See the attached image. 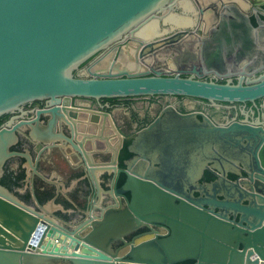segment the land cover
Segmentation results:
<instances>
[{
  "label": "water",
  "instance_id": "1",
  "mask_svg": "<svg viewBox=\"0 0 264 264\" xmlns=\"http://www.w3.org/2000/svg\"><path fill=\"white\" fill-rule=\"evenodd\" d=\"M194 1L196 7L192 0H0V117L24 116V106L46 100L51 108L39 114L53 118L43 128L39 118L38 126L30 123L31 141L42 151L66 141L69 155L91 166L85 140L61 138L56 125L82 120L101 133L109 124L101 112L73 105L74 98L263 99L264 108V74L257 76L264 70V7L253 0ZM183 2L195 9L192 24L173 25L168 18L188 15ZM152 24L156 32L144 35ZM113 45L118 51L111 62L100 58L86 70ZM164 112L135 136L130 150L136 156L125 162L120 187L113 174L109 192L117 201L125 196L126 206L72 230L37 198L42 210L1 183L14 156L28 159V171L61 182L38 169L30 150H12L27 121L12 118L0 129V264H264V125H216L173 105ZM103 115L121 137L110 113ZM118 151L104 164L110 171L117 169ZM211 162L219 179L204 186L200 180ZM239 164L250 176L241 184L228 178ZM146 223L165 224L171 233L144 238L124 255L114 250V242Z\"/></svg>",
  "mask_w": 264,
  "mask_h": 264
},
{
  "label": "flooded vegetation",
  "instance_id": "2",
  "mask_svg": "<svg viewBox=\"0 0 264 264\" xmlns=\"http://www.w3.org/2000/svg\"><path fill=\"white\" fill-rule=\"evenodd\" d=\"M192 1L196 7L195 1ZM252 2L264 7L262 2L254 0ZM194 12L195 9L190 11V14ZM117 51L118 48L115 45L101 51L86 63V70L100 58L107 57V61L111 62ZM262 74H264V70L257 76ZM219 81H223V79ZM73 105L90 109V111L101 112L102 119H106L107 124H109L102 129L101 133L100 128L95 129L96 125L92 127L91 123L82 120H76L70 126L66 122L61 123L60 121L56 125L57 132L65 134V137L61 138L85 140L84 148L94 157L91 166L79 156L69 155L73 148L65 141L66 139L61 148L56 147L44 151H42L43 146H38L31 141L30 138L32 137L29 135V130L32 129V125L30 123L38 126L36 120L39 118V125L43 128L49 125L53 118L52 113L39 114L40 111L51 108L46 100H36L24 106L26 112L24 116H21V112L17 111L0 117V129L4 128L12 118L15 119V123L28 122L20 127L18 132L20 140L12 147V150L22 152L27 151V149L30 150L38 169L47 178L61 182L55 184L51 180L34 173L33 169L28 171L26 165L28 159L22 156H14L6 163L1 183L9 187L27 203L42 210L38 199L41 205L54 212L62 224L71 230L93 216L100 217L107 210H116L126 206L127 198L125 196L117 201L109 192L113 187V174H117L119 177L117 185L120 187V179L125 176L124 171L127 169L125 162L136 156V153L130 150L135 136L138 131L147 127L160 116H164V111L169 105H173L182 114L196 112L201 120L204 119V115H207L216 125H230L236 121L264 125L263 99H258L256 102H213L189 96L156 95L102 99L101 101L74 98ZM108 113H110L122 138L116 134L110 126L109 119L103 115ZM69 145L71 149L68 147ZM64 146L66 147L65 150ZM116 149L119 150L117 169L110 171L112 165L105 166L104 164H110L114 160ZM214 164V162L209 163L200 180L202 185L206 186L219 179L220 172L214 167ZM99 166H105V168L100 170ZM95 172L99 175L104 190L97 186L92 175ZM228 178L232 182H240L241 184L242 180H249L250 176L248 170L239 164L234 165L233 172L229 173ZM201 194V190L195 191L196 196ZM126 196L130 197V194L127 193ZM54 199L55 203L52 202ZM57 204H61L64 210L57 209ZM207 210L209 211V209ZM216 210L219 211L220 209L216 208ZM170 233L171 228L165 224L146 223L131 231L123 239L114 242L113 248L118 254L124 255L133 244L144 238L156 234L167 236ZM176 264H195V260L187 259Z\"/></svg>",
  "mask_w": 264,
  "mask_h": 264
},
{
  "label": "bare ground",
  "instance_id": "3",
  "mask_svg": "<svg viewBox=\"0 0 264 264\" xmlns=\"http://www.w3.org/2000/svg\"><path fill=\"white\" fill-rule=\"evenodd\" d=\"M182 5L184 9L188 12V15L172 16L168 18L167 20L170 21L173 25H188L189 23H192L193 18L190 15V11H194V9L191 6V3L183 2ZM156 30H157V26L152 24L145 29L143 34L151 35L154 34ZM122 61L128 62L127 57L126 56L122 57Z\"/></svg>",
  "mask_w": 264,
  "mask_h": 264
},
{
  "label": "trees",
  "instance_id": "4",
  "mask_svg": "<svg viewBox=\"0 0 264 264\" xmlns=\"http://www.w3.org/2000/svg\"><path fill=\"white\" fill-rule=\"evenodd\" d=\"M124 181H125V176H122L119 182V186H121L124 183Z\"/></svg>",
  "mask_w": 264,
  "mask_h": 264
},
{
  "label": "rangeland",
  "instance_id": "5",
  "mask_svg": "<svg viewBox=\"0 0 264 264\" xmlns=\"http://www.w3.org/2000/svg\"><path fill=\"white\" fill-rule=\"evenodd\" d=\"M190 24H192V23H190Z\"/></svg>",
  "mask_w": 264,
  "mask_h": 264
}]
</instances>
